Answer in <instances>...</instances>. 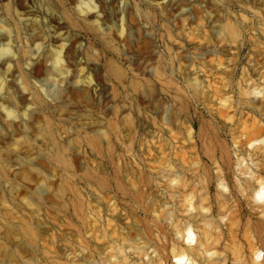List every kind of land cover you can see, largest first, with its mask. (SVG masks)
<instances>
[{
    "label": "rangeland",
    "instance_id": "obj_1",
    "mask_svg": "<svg viewBox=\"0 0 264 264\" xmlns=\"http://www.w3.org/2000/svg\"><path fill=\"white\" fill-rule=\"evenodd\" d=\"M6 44L0 264H264V0H0Z\"/></svg>",
    "mask_w": 264,
    "mask_h": 264
},
{
    "label": "bare ground",
    "instance_id": "obj_2",
    "mask_svg": "<svg viewBox=\"0 0 264 264\" xmlns=\"http://www.w3.org/2000/svg\"><path fill=\"white\" fill-rule=\"evenodd\" d=\"M228 29L230 31H232V28L230 26H228ZM0 52L2 54L8 53L9 55H11L9 44H6V47L1 48ZM56 60L60 61V54L57 55ZM10 61H13V59L8 58L3 63V64L7 63L8 69L10 67ZM26 64L29 66V65H31V62H26ZM3 85H4V82L2 80H0V87H2ZM1 99H3V98H1ZM2 102H0L2 108L6 111L7 115H10L12 113V110L9 109L8 105H6L5 103H2ZM9 104H11V103H9ZM1 165L4 168V164L1 163ZM220 184L222 185L223 181H221ZM254 196H255V201H257L259 204H261V203L264 204V182L258 181L257 188L254 191ZM196 238H197V234L194 231V229L192 228V226L191 225L187 226L186 235H185L186 244L183 248L172 249L171 256L175 259V261L172 262L171 264H199V261L197 259L193 258V256L190 254L191 249H193V247H194L192 245V243L193 242L196 243V241H197ZM250 251H251V254L253 256H255V258H252V261L255 264H259L260 263L259 259L261 257L260 248L257 245L251 243L250 244Z\"/></svg>",
    "mask_w": 264,
    "mask_h": 264
},
{
    "label": "clouds",
    "instance_id": "obj_3",
    "mask_svg": "<svg viewBox=\"0 0 264 264\" xmlns=\"http://www.w3.org/2000/svg\"><path fill=\"white\" fill-rule=\"evenodd\" d=\"M95 81H93V83H94Z\"/></svg>",
    "mask_w": 264,
    "mask_h": 264
}]
</instances>
